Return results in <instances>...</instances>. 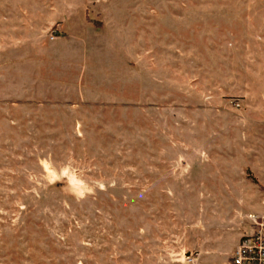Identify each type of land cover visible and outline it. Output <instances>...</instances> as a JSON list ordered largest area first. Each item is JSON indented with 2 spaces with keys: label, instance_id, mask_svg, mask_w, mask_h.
I'll use <instances>...</instances> for the list:
<instances>
[{
  "label": "rangeland",
  "instance_id": "1",
  "mask_svg": "<svg viewBox=\"0 0 264 264\" xmlns=\"http://www.w3.org/2000/svg\"><path fill=\"white\" fill-rule=\"evenodd\" d=\"M263 200L264 0H0V264H230Z\"/></svg>",
  "mask_w": 264,
  "mask_h": 264
},
{
  "label": "built area",
  "instance_id": "2",
  "mask_svg": "<svg viewBox=\"0 0 264 264\" xmlns=\"http://www.w3.org/2000/svg\"><path fill=\"white\" fill-rule=\"evenodd\" d=\"M250 219L254 224V230L241 238L230 264H264V213L252 215ZM198 261L197 252L185 255L184 264H198Z\"/></svg>",
  "mask_w": 264,
  "mask_h": 264
},
{
  "label": "crops",
  "instance_id": "3",
  "mask_svg": "<svg viewBox=\"0 0 264 264\" xmlns=\"http://www.w3.org/2000/svg\"><path fill=\"white\" fill-rule=\"evenodd\" d=\"M264 201V200H263ZM263 206H264V204H263ZM264 213V211L261 213V214H263ZM261 214H258V215H261ZM254 215V214H253ZM250 217H251V214H248V218L250 219ZM250 221L252 222V220L250 219ZM249 221V227H250V232H249V234L250 233H252L253 232V230H254V224H253V222L251 223ZM238 246V245H237ZM237 248V247H236ZM236 250V249H235ZM235 250L233 251V253H232V256H233V254H234V252H235ZM197 252V251H196ZM198 253V252H197ZM199 254V253H198ZM199 259H200V254H199ZM199 262V261H198Z\"/></svg>",
  "mask_w": 264,
  "mask_h": 264
}]
</instances>
